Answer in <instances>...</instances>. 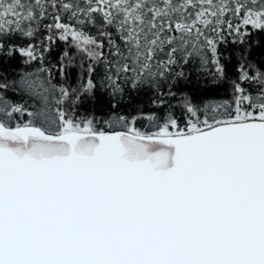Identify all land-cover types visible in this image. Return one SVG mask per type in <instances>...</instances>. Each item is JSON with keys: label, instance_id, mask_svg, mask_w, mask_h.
Segmentation results:
<instances>
[{"label": "snow or ice", "instance_id": "obj_1", "mask_svg": "<svg viewBox=\"0 0 264 264\" xmlns=\"http://www.w3.org/2000/svg\"><path fill=\"white\" fill-rule=\"evenodd\" d=\"M41 27L39 45L11 43ZM249 28L264 31V0H0V52L30 64L70 41L92 62L79 89L59 87L55 118L50 69L0 77V264H264V69L247 48L238 80L255 94L233 81L232 102L201 109L183 96L184 127L171 111L146 117L152 132L141 117L105 130L75 112L97 88L94 64L114 96L182 76L173 69L194 58L223 77L219 45H245ZM9 89L44 107L27 112Z\"/></svg>", "mask_w": 264, "mask_h": 264}, {"label": "trees", "instance_id": "obj_2", "mask_svg": "<svg viewBox=\"0 0 264 264\" xmlns=\"http://www.w3.org/2000/svg\"><path fill=\"white\" fill-rule=\"evenodd\" d=\"M42 23H51V20L46 19ZM238 23V21H234ZM93 33L95 29H90ZM251 35L247 37V43L240 45L233 43V37H228L226 43L219 45V53L221 64L224 66V75L220 77L215 72V66L209 63L206 67L202 66L199 58H194L187 64L178 65L173 69V73L183 72L182 76L169 75L158 85L144 84L133 88L130 83L124 84V92L120 95H113L111 90L102 85L105 71L104 64H94L95 71L92 73V78L97 84V88L91 94L81 96L78 104L75 106L77 118H95L97 126L110 130L105 122H112V126L116 130H120V126L115 123L117 116H125L131 119L132 117H141L137 120L136 127L142 131H155V122L149 121L146 117L156 115L157 117L165 116L169 111L181 122V127H184L186 122L192 117L184 110L180 101L183 96L191 98L192 102L203 109L208 102H232L234 98L233 81L241 83L248 92L255 94L258 85L249 82H240L238 68L241 63L240 53L247 48V61L264 69V31L252 30L249 28ZM48 35L47 31L41 27L37 36L29 40L28 38L16 35L12 38L11 43L17 46H26L29 43L39 45V40ZM43 50V49H41ZM65 51L71 58L61 57ZM107 55V49L105 50ZM109 59L111 57L109 56ZM26 57L21 56L18 52L11 57L0 52V77H6L9 81L18 80L19 74L22 72H33L37 68L43 66L51 70V83L56 86V91L49 97L47 107L52 109L53 118H55V108L58 105L55 103L59 98L58 89L60 86L68 87L69 89H79L81 84L88 77L87 69L89 61L87 56L79 52L71 43L56 40L51 45L50 50L44 52V60L32 61L30 64H25ZM209 60L211 55L209 53ZM61 67H63V75H61ZM46 75V74H44ZM175 93L172 97L169 93ZM6 97L15 104L23 105L27 112H37L44 107L43 102L36 97L29 95L19 89L13 91L9 89L4 93ZM164 104L161 105L160 101ZM171 106V107H170ZM67 110L68 105L63 106ZM234 108L235 105L233 104ZM25 112L23 115L16 113L13 116V126L15 122L21 124L26 123L30 117ZM203 118V116L201 117Z\"/></svg>", "mask_w": 264, "mask_h": 264}]
</instances>
